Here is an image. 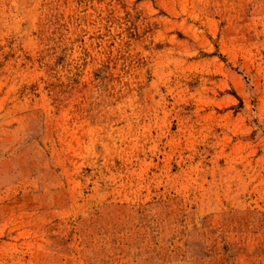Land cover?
Here are the masks:
<instances>
[{
	"label": "rangeland",
	"instance_id": "obj_1",
	"mask_svg": "<svg viewBox=\"0 0 264 264\" xmlns=\"http://www.w3.org/2000/svg\"><path fill=\"white\" fill-rule=\"evenodd\" d=\"M0 264H264V0H0Z\"/></svg>",
	"mask_w": 264,
	"mask_h": 264
}]
</instances>
